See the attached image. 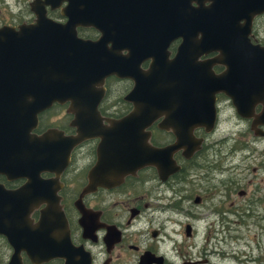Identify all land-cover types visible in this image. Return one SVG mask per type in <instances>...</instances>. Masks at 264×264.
Here are the masks:
<instances>
[{
	"label": "water",
	"instance_id": "1",
	"mask_svg": "<svg viewBox=\"0 0 264 264\" xmlns=\"http://www.w3.org/2000/svg\"><path fill=\"white\" fill-rule=\"evenodd\" d=\"M91 6L84 10L66 6L62 13L67 19L61 24L34 10V23L16 30L0 27V172L8 174L15 163L19 167L23 162L8 178H26L16 189L0 184V234L13 248L7 264H19L20 251L41 262L68 245L55 190L38 173L64 166L69 148L78 140L100 136L99 158L122 159L111 169H99L96 176L95 167L90 169L82 190L88 192L97 184L108 186L112 176L114 180L132 172L141 164V156L146 163L157 162L164 151L181 145V139L167 148L145 143L147 132L142 130L160 113L187 118V123L175 119L167 124L177 126L174 133L187 134L204 120L215 92L229 96L237 111L248 108L254 97L264 102V47L247 40L251 18L264 12V0H122ZM76 24L94 26L101 36L96 41L78 38ZM176 37L181 43L168 58L167 43ZM210 52L221 56L197 60ZM147 58L148 66L142 68ZM212 62L225 69L214 74ZM109 75L132 81L123 99L133 108L109 120L107 130H96V105L103 94V79ZM53 102H69L71 112L82 118L77 127L87 129L77 136H63L53 129V134H30L37 113ZM181 111L192 113L177 115ZM10 147L15 158L5 153ZM49 150L61 151L57 162ZM39 203L45 205L33 225L29 214Z\"/></svg>",
	"mask_w": 264,
	"mask_h": 264
},
{
	"label": "flooded vegetation",
	"instance_id": "2",
	"mask_svg": "<svg viewBox=\"0 0 264 264\" xmlns=\"http://www.w3.org/2000/svg\"><path fill=\"white\" fill-rule=\"evenodd\" d=\"M116 1L122 0H0V27L16 30L20 25L32 24L36 18L34 10L43 11L46 18L61 24L67 19L62 10L70 4L84 10L89 3L95 9L99 4L112 5ZM263 17L264 12L251 18L247 40L252 46L264 47L259 28ZM74 31L78 38L91 41L101 36L100 30L87 24H76ZM181 40L176 37L168 41V58L175 54ZM110 44L111 41L106 42L107 46ZM219 56L210 52L197 60ZM149 61L147 58L140 66L146 68ZM210 67L214 74L225 69V65L216 62ZM102 87L94 129L105 131L109 120H117L132 110L133 103L123 99L132 81L109 75L103 79ZM114 88L118 95L110 100ZM212 99L202 123L191 127L187 134L174 133L177 126L167 125L175 119L187 123V118L173 119L160 113L143 128L147 132L145 143L167 148L181 139V145L164 151L157 162L146 163L141 156L138 167L117 180L110 177L108 186L97 184L91 191L82 192L90 169L95 167L96 176L99 169L106 171L112 164L122 162L119 157L99 158L101 138L97 135L75 142L61 168L40 171L39 177L50 180L55 190L63 234L66 232L69 243H64L59 255L41 262L31 261L20 251L19 264H197V259L189 256V237L196 233L197 221L209 222L212 218L218 220L228 237L237 235L238 232H231L236 231V226L248 228L252 224L256 235H264V102L254 97L248 108L243 106L237 111L223 92H215ZM184 113L192 112L181 111L177 115ZM81 119L71 112L69 102H53L37 113L36 124L29 133L41 136L46 132L53 134V129L63 136H77L88 127H77ZM143 150L141 147V155ZM49 151L57 162L61 151ZM5 153L16 156L13 147ZM19 167L15 163L8 174L0 172V184L7 189L21 186L25 177L8 178ZM44 205L39 203L31 209L29 219L33 225ZM54 224L60 227V223ZM12 252L0 234V264H7Z\"/></svg>",
	"mask_w": 264,
	"mask_h": 264
},
{
	"label": "rangeland",
	"instance_id": "3",
	"mask_svg": "<svg viewBox=\"0 0 264 264\" xmlns=\"http://www.w3.org/2000/svg\"><path fill=\"white\" fill-rule=\"evenodd\" d=\"M259 25L264 35V17ZM117 95L118 89L114 88L109 99L114 100ZM236 228L231 232H238L237 235L228 237L215 218L209 222L197 221L196 233L189 237L190 259H197V264H264V235H256L253 224L248 228Z\"/></svg>",
	"mask_w": 264,
	"mask_h": 264
}]
</instances>
